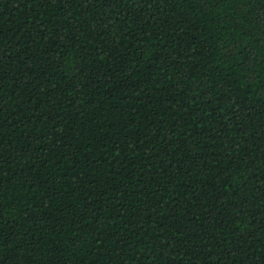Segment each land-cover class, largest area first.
Listing matches in <instances>:
<instances>
[{"label": "trees", "instance_id": "trees-1", "mask_svg": "<svg viewBox=\"0 0 264 264\" xmlns=\"http://www.w3.org/2000/svg\"><path fill=\"white\" fill-rule=\"evenodd\" d=\"M0 264H264V0H0Z\"/></svg>", "mask_w": 264, "mask_h": 264}, {"label": "snow or ice", "instance_id": "snow-or-ice-1", "mask_svg": "<svg viewBox=\"0 0 264 264\" xmlns=\"http://www.w3.org/2000/svg\"><path fill=\"white\" fill-rule=\"evenodd\" d=\"M228 54H229V55H231V53H230V52H229Z\"/></svg>", "mask_w": 264, "mask_h": 264}]
</instances>
